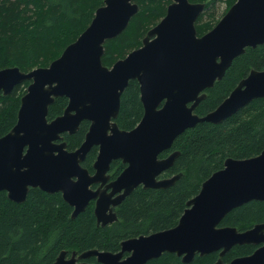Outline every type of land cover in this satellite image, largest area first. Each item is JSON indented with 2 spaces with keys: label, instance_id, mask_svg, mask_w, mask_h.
<instances>
[{
  "label": "water",
  "instance_id": "water-1",
  "mask_svg": "<svg viewBox=\"0 0 264 264\" xmlns=\"http://www.w3.org/2000/svg\"><path fill=\"white\" fill-rule=\"evenodd\" d=\"M205 6L172 0L142 45L107 66L102 60L105 42L127 28L139 4L104 0L87 28L49 66L27 72L18 66L0 69L4 95L29 81L16 124L0 137V191L16 202L25 201L35 187L61 192L73 207V218L97 199L95 216L98 225L106 226L118 220L113 206L138 186L173 185L181 173L158 176L180 152L165 158L160 153L197 123H220L264 97V69H252L215 109L203 116L195 112L207 97L206 90L223 78L233 60L246 48L264 43V0H237L212 29L199 35L196 22ZM132 79L140 83L144 114L134 128L122 129L116 119L122 93ZM60 96L68 98L67 107L49 120V107ZM84 120L90 122L85 139L69 150L63 134L75 133ZM94 146L99 152L91 174L82 162ZM116 159L127 166L108 184L110 192L101 190ZM93 183L101 185L93 189ZM252 200H264V150L248 158H227L187 202L176 226L126 240L118 252L62 250L54 264H93L92 257L102 264H145L164 251L175 252L184 262H191L197 253L220 251L216 264H264V222L247 230L220 226L232 209ZM242 244L258 248L225 263L223 256ZM123 251L132 253L123 259Z\"/></svg>",
  "mask_w": 264,
  "mask_h": 264
},
{
  "label": "trees",
  "instance_id": "trees-1",
  "mask_svg": "<svg viewBox=\"0 0 264 264\" xmlns=\"http://www.w3.org/2000/svg\"><path fill=\"white\" fill-rule=\"evenodd\" d=\"M134 1L139 11L122 33L104 44L102 60L107 66L140 47L172 2ZM191 1L206 4L196 22L198 34L203 35L217 24L213 19L204 21L215 0ZM236 1L228 0V7ZM103 4L104 0H0V69L18 66L27 72L49 66L87 28ZM252 69H264V43L248 47L236 57L223 78L206 90L207 97L195 112L203 116L215 109ZM28 85L25 81L7 95L0 91V137L16 124ZM67 104V97H57L49 107V120L62 114ZM143 114L140 83L132 79L122 93L116 121L122 129H132ZM89 126L90 122L84 120L75 133L63 134L69 150L82 144ZM171 150L180 153L165 174L181 176L167 188H135L119 208L121 220L111 225H98L92 205L73 218V207L61 192L48 193L35 187L25 201L16 202L6 191H0V264H54L62 250L69 254L91 248L118 251L123 237L176 225L187 202L200 192L207 178L224 167L227 158H248L264 150V97L254 99L220 123L199 122L186 129L174 140ZM97 154L95 146L83 161L91 172ZM118 162L113 164L116 170L121 166L116 173L122 168ZM260 222H264V200H252L232 209L221 225L245 230ZM256 248L254 244L235 245L222 259L231 261ZM219 257V252L197 254L191 262H184L175 253L165 252L147 264H216ZM89 261L102 264L95 257Z\"/></svg>",
  "mask_w": 264,
  "mask_h": 264
},
{
  "label": "flooded vegetation",
  "instance_id": "flooded-vegetation-1",
  "mask_svg": "<svg viewBox=\"0 0 264 264\" xmlns=\"http://www.w3.org/2000/svg\"><path fill=\"white\" fill-rule=\"evenodd\" d=\"M95 147V146H94ZM96 147H98V146H96ZM172 148V147H171ZM171 148L170 149H168V150H165V151H167V153L165 154V155H163L162 156V153L163 152H165V151H163L162 153H160V155H159V157L160 158H165V157H167V156H169L171 153H173V152H175V151H172L171 150ZM77 149V148H76ZM91 151V150H90ZM98 152H99V147H98ZM98 155V154H97ZM97 158V157H96ZM96 161V160H95ZM115 161H119L118 163H120L121 165H122V168H121V170L118 172V173H116L119 169H120V167L116 170V169H114V167H113V164H114V162ZM124 164V165H123ZM82 165H83V162H82ZM127 166V164L126 163H124L123 162V160L122 159H116V160H113L112 161V163H111V166H110V170L108 171V174H109V179L107 180V182H105L103 185H101V183H93L92 185H91V187L93 188V189H97V188H99L100 187V185H101V190H103V189H107V192H110L111 190H112V188L111 187H108V184L111 182V181H113V180H115L118 176H119V174L125 169V167ZM93 167H94V165H93ZM114 169V170H113ZM170 168H168V169H166L165 171H163L159 176H158V178L159 179H162V178H170V177H173L174 175H172V176H167L165 173H166V171L167 170H169ZM89 170V169H88ZM90 171V170H89ZM90 173L91 174H94L95 173V168H93V171L91 172L90 171ZM176 175V174H175ZM123 192H124V190H123ZM132 193V192H131ZM130 193V194H131ZM119 194V193H118ZM118 194H115V196H113V198H115ZM130 194H128V195H130ZM128 195H126L123 199H122V201L120 202V203H118V204H116V205H114L113 206V210H114V212H116L117 213V216H118V220H116V221H114V222H117V221H120L121 220V217H120V215H119V208H120V206L122 205V203H123V200L128 196ZM96 201H97V199H92L91 201H90V203L88 204V206L89 205H92V207H93V210H94V213H95V207H96ZM87 206V207H88ZM96 217V216H95ZM96 221H97V218H96ZM114 222H112V223H109V224H107V225H111V224H113ZM98 223V222H97ZM255 224H257V223H255ZM254 224V225H255ZM177 225V224H176ZM176 225H174V226H176ZM253 225V226H254ZM174 226H172V227H174ZM220 226H230V225H221V223H220ZM252 226V227H253ZM172 227H169V228H172ZM236 227V226H235ZM252 227H249V228H252ZM169 228H165V229H162V230H158V231H152V232H149V233H141V234H139V235H135V236H130V237H123V240L121 241V243L122 242H124V241H126V240H129V239H132V238H138V237H140V236H142V235H144V236H148V235H151V234H153V233H155V232H159V231H163V230H166V229H169ZM249 228H247V229H249ZM247 229H245V230H247ZM240 230V229H239ZM255 245V244H254ZM257 246V248H258V245H256ZM256 248V249H257ZM255 249V250H256ZM121 250V248L118 250V251H120ZM118 251H113V252H118ZM165 252H170V253H175V252H171V251H164L163 253H165ZM215 252H219V256H220V251H215ZM131 253L132 252H129V251H123V259H126L128 256H130L131 255ZM162 253V254H163ZM212 253V252H211ZM161 254V255H162ZM176 254V253H175ZM197 254H199V253H197ZM196 254V255H197ZM160 255V256H161ZM177 255V254H176ZM201 255V254H200ZM160 256H158V257H160ZM178 256V255H177ZM179 257H181V256H179ZM224 257V256H223ZM93 258V257H92ZM96 258V257H95ZM154 258H157V257H154ZM154 258H151V259H154ZM182 258V257H181ZM91 259V258H90ZM151 259H149L145 264H147ZM224 261V260H223ZM225 263H227V262H230V261H224Z\"/></svg>",
  "mask_w": 264,
  "mask_h": 264
},
{
  "label": "rangeland",
  "instance_id": "rangeland-1",
  "mask_svg": "<svg viewBox=\"0 0 264 264\" xmlns=\"http://www.w3.org/2000/svg\"><path fill=\"white\" fill-rule=\"evenodd\" d=\"M228 0H215L213 4L209 6L204 16V21L213 19V22L216 24L224 14L229 10ZM214 13V14H213Z\"/></svg>",
  "mask_w": 264,
  "mask_h": 264
}]
</instances>
